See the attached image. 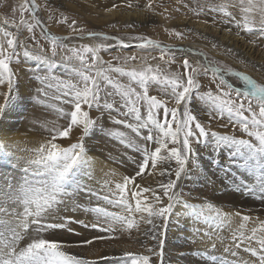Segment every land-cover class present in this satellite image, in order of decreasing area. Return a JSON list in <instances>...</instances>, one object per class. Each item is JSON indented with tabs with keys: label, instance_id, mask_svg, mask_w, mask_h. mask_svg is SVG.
<instances>
[{
	"label": "snow or ice",
	"instance_id": "6c2138e0",
	"mask_svg": "<svg viewBox=\"0 0 264 264\" xmlns=\"http://www.w3.org/2000/svg\"><path fill=\"white\" fill-rule=\"evenodd\" d=\"M44 7L52 8L53 0H45ZM40 10L37 0H23L11 7L12 19L0 24V264H98L70 250L118 241L125 233L131 239L134 232L144 238L137 241L141 250L98 259L109 264H170L164 259L168 226L173 220L179 224L181 218L205 225L192 236L193 243L199 237L205 247L191 252L203 264H264V219L207 201L190 203L197 198L185 191L188 183L218 181L221 187L264 204V83L210 60L203 51L143 35L125 40L86 31L76 20L69 22L59 8L53 9L61 17L58 22L67 23L75 36L53 35L43 25ZM194 11L197 16L215 13L211 23L234 25L264 38V0H209L198 3ZM38 27L50 55L39 45ZM22 30L29 37L22 39ZM165 31L177 40L185 38V32L176 28ZM29 38L38 51L26 43ZM73 38L91 42L74 45ZM114 46L135 47L146 54L116 56L113 59L120 63L114 65L101 55ZM148 50H158L159 56ZM188 55L202 60L191 63ZM149 58L158 62L153 65ZM138 59V65L133 64ZM26 63L31 64L35 82L27 94L17 72ZM202 75H210L215 91L202 90ZM30 106L55 119L39 122L42 140L21 164L9 151L8 140L17 131L9 121L36 124L35 116L29 119ZM92 111L98 115L92 117ZM214 120L225 121L221 127L229 123L238 127L248 138L212 130ZM105 122L117 127H106ZM97 128L122 149L113 162L124 168L130 165V172L113 168L102 181L95 179L85 140ZM145 175L160 179L145 185L141 183ZM233 216L241 222L229 229L231 235L227 243L220 242L223 251L217 255V239ZM82 230L102 235L85 237ZM68 236L84 238L65 239Z\"/></svg>",
	"mask_w": 264,
	"mask_h": 264
},
{
	"label": "bare ground",
	"instance_id": "6f19581e",
	"mask_svg": "<svg viewBox=\"0 0 264 264\" xmlns=\"http://www.w3.org/2000/svg\"><path fill=\"white\" fill-rule=\"evenodd\" d=\"M84 1L85 0H53V4H55L57 7L62 6L63 9L83 15V18L86 20V22H88L93 28L103 29L106 27L110 30L112 27L109 25L112 24H115L119 27H121V25L126 26L127 24H134L135 27L132 28L131 31L135 32L141 28L146 29L148 26H152L154 23H159L162 25L159 30L160 32L161 29L165 30L166 28L171 29L174 27L178 30L184 31L185 37L188 38V40H181L178 42L171 40L169 44L174 46H183L184 48L193 51H207L215 59L229 64L237 71H241L252 76L259 83H264V52H262V49L258 48L264 42V38H260L259 36L252 37L251 35H244L245 33H240L241 31H237L238 29L233 26H229L228 24L216 25L213 23L194 22L187 19L181 20L177 23H168V21L163 19V17L157 16L153 12H148L141 9L139 10L134 7H126V3H133L134 0H113L108 4H105L106 9L102 11H99V9L94 4L95 2L92 3L91 1ZM138 3L140 2L138 1ZM113 6L117 7H115L114 11L108 12L107 9ZM0 24H2V22H0ZM228 28H232V31H228ZM188 29H191L192 31L189 32L187 31ZM238 32L239 34H237ZM21 37H24L23 33H21ZM204 37H207V39H204ZM168 39L169 38H167V40ZM86 40H79V42L71 40V43L74 45H79L80 43L91 42ZM211 42L217 43L219 47L213 48ZM110 43L114 44V42L111 41ZM49 48H47V50H49ZM226 48H231L233 50L232 53H226ZM118 50L131 54L137 52L135 47L123 50L114 46L107 52H102L101 55L105 61H109L111 58L109 54H113ZM155 51L159 52L158 50ZM155 51L150 52L154 53ZM48 52L49 51H47V54L50 55V52ZM179 58L180 57L178 55L177 59ZM187 58L193 63L202 60L201 57L194 55H188ZM241 61H243V63ZM252 65H257L259 70L254 68ZM30 67L31 64L26 63L20 65V68L18 69L20 88L25 94L32 90V84L35 83L34 80H32V72ZM176 67L178 68V64ZM202 79H208L210 81V75L208 78H205L203 75L201 76L200 82L203 85ZM231 82L237 86H240L236 79H231ZM150 91L151 93L154 92L151 89ZM90 115L92 117H96L98 113L92 111L90 112ZM33 116L37 118V123L33 125H29L27 121H24L23 123L15 119L9 121L10 123L15 124L17 128V131H15L8 140L9 151L13 153L14 158H19V162L21 164H23L25 160L29 158V150L37 147L42 140L39 122L44 119H55L53 115L43 113L38 107L33 110L30 106L29 119H31ZM203 118L207 120V117ZM59 123H63V121H59ZM223 123H225V121L214 120L212 122V129L223 133L227 129L232 128V124L230 123L229 124L231 127H221V124ZM105 126L117 127L111 125L110 122H105ZM121 130L124 129L121 128ZM237 131L238 133L243 134L240 130ZM79 134L80 133H75V135ZM90 138H92V140ZM85 144L88 150L89 158L92 161L91 171L97 181H102L105 178L104 173L109 169L115 168L119 172L131 171L130 165L127 168H124L113 162L119 158L122 149H120L115 141L111 140L102 131H100L99 128L96 129L94 135H90L88 138H86ZM110 156L111 159H109ZM207 175L211 178V180H215V177L212 176V170H208ZM157 179L160 178L158 176L152 177L145 175L141 183L145 185L154 184L155 180ZM95 186L99 187V185ZM185 191L186 193L190 191L191 196L197 198L190 199V203L199 204L207 201L224 210H240L242 214H250L254 218L259 217L260 219H264V204H262L258 199L241 196L231 188L221 187L218 181L211 183L209 180L202 179L198 183H188L185 185ZM240 222L241 220L239 217L233 216L231 218V223L226 224L223 227L219 238L217 239V255H220L223 251V244L220 242L223 241L224 243H227V239L231 235L229 229L237 228ZM252 226V222H249L248 227L251 228ZM196 228L204 229L205 225L203 222L197 223L196 221L189 218H181L179 224H177L175 220L171 221L168 226L167 238L165 240L164 248V259L166 262H170V264H203V261H200L198 257H193L191 255L193 250L197 248L203 249L205 247V245L199 243V237H197L196 243L192 242V236ZM82 231H84L85 237L102 235L94 231ZM82 238L84 237H65V239L68 240H78ZM143 239L144 238L142 235L135 232L133 233L132 238L129 239L128 235L125 233L124 236L118 241H97L95 245L79 246L71 249L70 251L89 260L96 259L98 264H109V262L101 261L98 258L104 254L120 255L125 250L132 252L139 251L141 249L137 241ZM146 242L150 245L152 243L151 241ZM180 252H184L185 255L180 256ZM241 254L248 255L243 252ZM153 259L156 258L153 257Z\"/></svg>",
	"mask_w": 264,
	"mask_h": 264
},
{
	"label": "rangeland",
	"instance_id": "374dc122",
	"mask_svg": "<svg viewBox=\"0 0 264 264\" xmlns=\"http://www.w3.org/2000/svg\"><path fill=\"white\" fill-rule=\"evenodd\" d=\"M89 1H91L92 3L95 2L94 4L99 9V11L100 10L102 11V10L106 9L105 4H108L113 0H85L84 2H89ZM138 1L140 3H138ZM138 1L134 0V2L132 3V5L133 4L134 5L132 7L137 8L139 10L141 9L144 11L146 10L148 12H153L157 16L163 17V19L168 21V23H170V22L177 23V22L184 20V19L194 21V22H203L205 20H208V21H210L209 23H211V21L217 15L215 13H212V14L206 13V14H203L200 16H197L195 14L194 10L196 9L197 4L198 3L206 4L209 2V0H138ZM96 2H97V4H96ZM211 2L215 3V2H218V0H211ZM22 3H23V0H0V22H2V24H3V20L5 18H8L11 20L12 19L11 7L12 6H18ZM37 3L41 5V10L39 11L38 15L41 18L43 25L45 27H47V29H49V32L51 34L57 35V36L62 35L61 37L75 36V34L72 33V31L68 27L67 23L62 24V23L58 22L61 17L59 15V12L53 11V9H55V8H59L60 11H62L64 13V15H66L68 17L69 22H71L72 20H76L77 27H84L86 29V31L103 32V33L108 34L110 36H112V35L113 36H119V37L121 36L122 38H125L126 40L130 36L143 35V36H146V37L151 38L153 40L160 41L161 43H163L165 45H169V42L171 40L174 42L175 41L178 42L181 40H188V38H186V37L183 39H180V40H177L175 37H170L168 32H166L163 29H161V31L159 32V30L162 26L159 23H154V24H152V26H148V28H146V29L141 28L135 32H132L131 31L132 28L130 29V28L126 27L125 25H121V27L116 26L115 28L112 27V29H110V30L107 29L106 27H104L103 29L102 28L101 29L100 28H93V27H91V25L88 22H86V20L83 18V15H81L79 13L63 9L60 6L57 7L55 4H53L52 8H45L44 7L45 0H37ZM149 4L151 5V7H148ZM185 5H187V7H185ZM50 13L52 14V19H49ZM26 16H27V14H26ZM28 18L30 19V17H28ZM16 20H19L18 15L16 16ZM222 24L223 23H216V25H222ZM223 25H225V24H223ZM229 26L235 27L234 25H229ZM11 30L15 31V29H11ZM237 31L240 32V30H237ZM21 33L24 34L23 38L29 37V34L27 33L26 30H22ZM35 33H36L37 39L39 40V45L41 47H43L46 50V52L47 51L50 52V50H47V48L50 47L49 44L40 37V28L39 27L35 30ZM240 33H245L244 35H249V36L251 35L253 37V35L251 33L247 34L246 32H242V31ZM167 38H169V39L167 40ZM72 40L79 42L78 38H73ZM85 40H83V41H85ZM86 41H89V40L87 39ZM26 43L30 46V48L33 51H38L35 41H33L32 39L29 38V39H26ZM261 46L258 48L262 49V52H264V42L261 44ZM136 51L137 52L136 53L134 52V54L137 55L138 58L146 54L144 51L139 50V49H137ZM148 51L150 52V51H155V50H148ZM203 52L210 60H215L218 64L226 65V66L233 68L232 66H230L229 64H227L225 62L218 60V59H215L214 57H212V55L209 52H207V51L206 52L203 51ZM109 55L111 57L110 60L112 61V63L114 65H117L120 62L113 59L114 57H116V56L123 57L126 55H131V53H125V52H121L120 50H118L115 53L109 54ZM151 55H155L158 57L159 52H157V51H155L154 53L151 52ZM149 62L152 63L153 65H155L158 61H153L149 58ZM138 63H139V59L137 62H133V64H136V65H138ZM191 63H193V62H191ZM19 68H20V66L17 67V72H18ZM202 81H203V85H202L203 91H207L209 88H211L213 91H215V89H216L215 84L210 83V81L208 79H202ZM152 94H155V92H153ZM228 126L231 127L230 124H228ZM237 130H239V128L238 127L234 128L232 125V128L227 129L222 134H232V135L237 136L238 138H248L244 133H243L244 135L241 133H238ZM214 131H216V130H214ZM90 139L92 140V138H90ZM151 242H152L151 244L155 243L153 241H151Z\"/></svg>",
	"mask_w": 264,
	"mask_h": 264
}]
</instances>
